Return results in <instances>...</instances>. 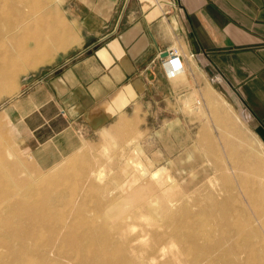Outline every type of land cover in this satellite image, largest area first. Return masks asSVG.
Returning <instances> with one entry per match:
<instances>
[{
  "label": "bare ground",
  "instance_id": "6f19581e",
  "mask_svg": "<svg viewBox=\"0 0 264 264\" xmlns=\"http://www.w3.org/2000/svg\"><path fill=\"white\" fill-rule=\"evenodd\" d=\"M62 1L0 0V98L10 94L20 73L51 64L58 52L77 44L66 35L71 27L59 11ZM175 54L166 62L170 76L184 73ZM184 107L203 115L200 100H185ZM6 117L5 111L0 121ZM10 135L14 141L15 133ZM104 135L113 138L114 132ZM12 145L5 150L11 159ZM109 149L102 148L103 157ZM17 160L0 161V264H264L259 181L241 188L245 205L229 182H220L229 177L212 168L198 181V174L190 178L193 188L165 165L148 168L130 158L134 164L122 165L113 177L102 166L80 165L83 185L67 192L59 188L64 179L59 173L51 179L40 173L36 186L22 187L25 178L12 180Z\"/></svg>",
  "mask_w": 264,
  "mask_h": 264
},
{
  "label": "crops",
  "instance_id": "0c3cea01",
  "mask_svg": "<svg viewBox=\"0 0 264 264\" xmlns=\"http://www.w3.org/2000/svg\"><path fill=\"white\" fill-rule=\"evenodd\" d=\"M65 5L78 26L79 44L54 65L26 76L7 107L24 149L41 167L109 125L119 126L137 103L146 111L153 105L156 111L175 110L176 121L180 116L184 121L183 106L168 107L172 96L200 97L207 112L208 102L215 101L240 111L264 144V0H66ZM173 49L183 78L170 76L162 65L163 53Z\"/></svg>",
  "mask_w": 264,
  "mask_h": 264
},
{
  "label": "rangeland",
  "instance_id": "374dc122",
  "mask_svg": "<svg viewBox=\"0 0 264 264\" xmlns=\"http://www.w3.org/2000/svg\"><path fill=\"white\" fill-rule=\"evenodd\" d=\"M65 1H62L59 11L71 27L66 35L70 34L74 37L76 45H78L80 38L78 26L76 27L75 20L67 16ZM74 46L68 48L67 51L70 52V49ZM67 51L58 52L55 60H60L63 55L65 56L69 53ZM54 61L51 63V66L54 65ZM48 66L50 64L41 65L36 69H29L27 72L20 73L11 85L12 91L10 94H4L0 98V114H3L5 111L7 112L9 103H13V100L20 93L25 77L37 74ZM166 99H168V107L175 109L177 102L181 108L183 106L184 110H181L179 115L184 116V121L182 120V116L176 121L177 114L175 110L156 111V105H153L152 111H146L137 103L135 105L136 111L125 115L120 120L119 126L114 127L116 124L114 123L109 125V129H104L90 135L83 140V143L77 150L55 161L49 167H41L31 157V154L27 153L14 119L7 113V117L0 121V126L5 129V132H0V161L11 163L15 162L13 161L14 157L16 160L19 159L17 160L18 168L14 169V171H18V169L19 171L15 172V178H12V180H18V177L25 178L27 181L20 184L22 187L36 186L37 183L35 182L37 179L35 178L40 173L43 179H51L57 173L63 174L64 179L59 188L67 192H72L83 185V177H80L79 169L80 165L84 163L87 165V170L90 168L91 170L98 167H100L98 169L103 168L107 175L110 174L109 177H113L115 173L123 171L124 167L121 168L122 165L128 166L134 164L130 161V158L139 160L148 168L165 165L168 171L178 178L177 180L180 183L182 182V177L187 178V183H190V178L193 179V176L195 177L197 174L198 176L195 177L197 180L194 181H198L203 176L204 171L212 168L210 170L217 171L218 175L223 174L229 177V181L222 179L220 182L224 184L229 182L234 188L233 192L238 194L240 202L247 205V195H245V192L241 188H246V185L258 183V181L259 185L264 186V144L248 129V125L241 117V112L233 111L230 107L216 101L211 106H209L208 102V107H210L211 111L207 112L203 107L202 99L198 97L192 100L193 102L195 99L200 100L203 115H197L187 111L186 107H184V102L185 100H189L188 98L182 99L181 97L172 96ZM155 101L158 103L159 99L156 98ZM153 104L156 103L153 102ZM209 113L211 118L208 116ZM165 121L171 123L166 124ZM106 130L113 131L114 137L105 136ZM10 131L15 133L14 141L11 139ZM132 139L134 141L128 145ZM11 143L14 144L16 152H13L14 156L12 159L11 157L8 158L5 154L7 146V149H13ZM104 146L110 148L108 150V158L103 157L102 148ZM7 159L10 161H6ZM215 163L217 164L216 167L214 166ZM22 168L23 170H21ZM3 170L13 171L10 168ZM25 172L27 175L24 174ZM228 173L231 175L229 176ZM30 176L32 179H29L31 178ZM9 184L10 182L7 186ZM113 184L114 182H112ZM190 186L194 188V183L191 182ZM0 187L2 188L1 185ZM3 187L6 186L3 185ZM89 211L94 213L93 209H89ZM261 229L263 228L260 227L259 229L262 232ZM262 235L264 239V234ZM2 252L4 253V251Z\"/></svg>",
  "mask_w": 264,
  "mask_h": 264
},
{
  "label": "built area",
  "instance_id": "2783aa9c",
  "mask_svg": "<svg viewBox=\"0 0 264 264\" xmlns=\"http://www.w3.org/2000/svg\"><path fill=\"white\" fill-rule=\"evenodd\" d=\"M176 51L173 49V50H171V51H169L168 52V55L167 56H165L166 58H163V62H162V65L164 66V68H165V70H166V72H167V74H169L168 73V71H167V69H166V62L169 60V59H173V56H175L176 54ZM174 68H175V70L176 71H178L179 69V66L178 65H176V63L174 64Z\"/></svg>",
  "mask_w": 264,
  "mask_h": 264
},
{
  "label": "water",
  "instance_id": "95a60500",
  "mask_svg": "<svg viewBox=\"0 0 264 264\" xmlns=\"http://www.w3.org/2000/svg\"><path fill=\"white\" fill-rule=\"evenodd\" d=\"M163 54H164L163 56H167V55H168V52L166 51V52H164Z\"/></svg>",
  "mask_w": 264,
  "mask_h": 264
}]
</instances>
